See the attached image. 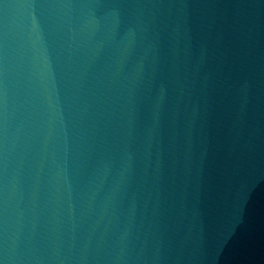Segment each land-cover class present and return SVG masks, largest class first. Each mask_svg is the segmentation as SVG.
<instances>
[{"label": "water", "instance_id": "1", "mask_svg": "<svg viewBox=\"0 0 264 264\" xmlns=\"http://www.w3.org/2000/svg\"><path fill=\"white\" fill-rule=\"evenodd\" d=\"M0 264H264V0H0Z\"/></svg>", "mask_w": 264, "mask_h": 264}]
</instances>
